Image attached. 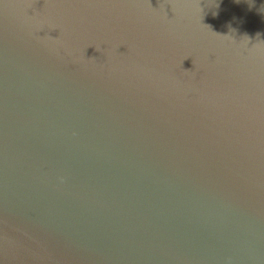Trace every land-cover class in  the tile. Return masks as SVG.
<instances>
[{
  "label": "water",
  "instance_id": "water-1",
  "mask_svg": "<svg viewBox=\"0 0 264 264\" xmlns=\"http://www.w3.org/2000/svg\"><path fill=\"white\" fill-rule=\"evenodd\" d=\"M0 264H264V0H0Z\"/></svg>",
  "mask_w": 264,
  "mask_h": 264
}]
</instances>
